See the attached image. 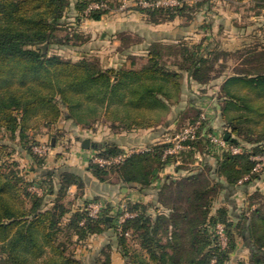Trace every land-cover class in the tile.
I'll return each instance as SVG.
<instances>
[{
  "label": "trees",
  "instance_id": "1",
  "mask_svg": "<svg viewBox=\"0 0 264 264\" xmlns=\"http://www.w3.org/2000/svg\"><path fill=\"white\" fill-rule=\"evenodd\" d=\"M92 1L76 0L75 7L78 11L90 7L88 17L98 20L108 9L91 7ZM72 3L0 0V130L19 145L18 153L24 151L33 158V166L43 168L47 156L33 148L43 143L37 133L44 127L52 128L63 115L75 119L82 110H101L105 120L113 119L110 124L114 129L163 123L171 105L180 102L186 75L203 85L223 80L217 94L222 126L230 135L227 141L245 146V151L217 155L214 168L188 166L187 174L166 177L158 187L156 202L128 201V209L135 214L124 221L120 232L111 206H106L101 217L92 218L87 210L91 199L79 205L68 200L72 184L82 189L85 186L79 174L64 170L56 177L58 182H54L53 173H43L51 177L49 181L30 177L14 152H5L8 146L0 143V264H83L70 245L108 229L116 234L118 249L128 264H225L235 246L233 231L238 228L246 229L251 244L249 260L239 264H264V203L253 207L255 196L263 190L264 169L254 171L256 161L251 158V154H264V68L237 67L226 74L225 65H216L219 52L194 53L163 41L149 45L146 59L138 62V67H134L137 62L133 56H129L131 67L104 68L98 59L88 56L72 60L50 53L49 47L41 45L69 42L58 38L56 32ZM174 9L156 5L141 8L148 21L156 24L166 19L158 14ZM123 39L121 36L122 43ZM166 53L176 55V61L168 64ZM200 113L184 125L196 121ZM207 123L208 117L205 129ZM59 131L52 133L56 140ZM207 142L198 139L197 151L167 158L163 148L168 144L159 143L108 167L88 160V168L100 181L116 178L122 184L145 189L152 186L158 169L176 158L189 162ZM95 150L103 156L124 151L114 143L98 145ZM249 183L257 184L246 195L251 212L235 216L228 206L232 202L222 203L220 197ZM34 185L42 193L35 191ZM51 194L55 196L50 198ZM218 223L227 232L225 247L216 233ZM129 238L137 240L141 251L131 249ZM107 247L109 251H100L105 259L97 256L92 264H112V243Z\"/></svg>",
  "mask_w": 264,
  "mask_h": 264
},
{
  "label": "rangeland",
  "instance_id": "2",
  "mask_svg": "<svg viewBox=\"0 0 264 264\" xmlns=\"http://www.w3.org/2000/svg\"><path fill=\"white\" fill-rule=\"evenodd\" d=\"M72 1V5L66 10L65 17L61 19L62 24L57 28L58 30L56 32L57 37L69 41L68 44L57 45L56 43H52L48 45V43H44L41 46L43 47V45L46 44L45 49L49 47L50 53H58L72 60H78L80 57L88 56L91 59H98L101 63L98 57H95L94 54L89 52V47L93 49L95 46H97L96 48H98V46H100V48L105 46V48L109 47L111 49L114 48V46L112 47L110 46L111 44H106L107 40L101 41L99 36L95 37L94 41L90 40L91 38L88 36L89 33H92V27L89 24L90 18L88 17L90 7L84 11H78L75 7L76 0ZM140 1L141 0H94L91 2V6L103 5L104 8L108 9V12L103 14V16L107 15L111 19H116L119 16L128 17L130 14H132L131 16L144 15V17H147L141 8L150 6H144ZM162 1L163 4H160L159 7L176 8L174 11L167 10L158 14L159 18L165 17L168 19H163L161 22L157 23V25L154 23V28H150L149 26L146 28L140 26V28L139 25H135L136 30L140 28L141 33L145 30L144 35H148L149 37L154 35L155 38L158 37L159 39L165 38V40H162L163 42L169 44L175 43L178 47H187L194 53H199L200 51H205L207 53L212 51L219 52L216 65L222 68L223 65H225L224 73L226 74L232 73L233 69L237 67L251 69L257 67L264 68V0ZM171 14H174V16ZM146 32L149 33L147 34ZM112 34L114 33L112 32ZM118 37L120 38V35L117 36V38ZM122 37H125L122 43V46L125 48L127 46L136 48L144 45V41L141 40L142 37L140 34L132 35L128 32L127 34H122ZM166 52L168 53L169 49H167ZM167 53L164 56L167 63H174L176 61V55H168ZM211 56H213V54ZM214 86L212 85V88ZM180 111V124L177 125L176 131L181 129L183 126L181 123L186 120V117L189 118L194 116L199 109L196 107L184 106ZM112 120H105L101 110L93 111L91 109H86L76 114L75 119L68 118L67 116L64 117L63 115L59 122L64 123L65 132L67 131L70 133L73 131L76 132L79 124L85 128H94L95 124H105V122L110 124ZM51 129L52 128H48L47 130L46 128V130H43L49 132L48 137L43 143H53L52 139L54 138L51 137ZM0 143H3L5 147L8 146L5 152H14V156L20 161V165L23 169L29 167V163H31L33 158L24 151L18 153L17 150L20 148L19 145H17L14 140L6 138L2 130H0ZM62 145L63 147L59 146L57 149V151L61 152H56L55 150V154L51 153L53 151L52 147L46 159L48 160V158H50L49 155H51V159L55 157V155H64V151L69 148H67V142ZM44 181L49 180L44 179ZM261 185L263 190L259 193L260 195L258 194L255 196L253 207H260L261 204L264 203V183L262 182ZM228 192L229 191H227V194ZM232 197L234 199L229 200H234V202L239 200L243 201V193L240 191H234ZM74 198H76V195L68 196L69 201L74 202ZM95 200L96 199L93 198L90 202ZM123 202L128 203L125 200H118L114 203L113 211H111L113 216H116L118 206ZM240 205V207L234 209L230 207V204L228 206L235 216H240L245 213V211L248 213L251 212L250 208H247L244 203H240ZM233 232L235 234V246L230 252V256L225 264H239V262L247 261L250 258L251 244L246 229L238 228L234 229ZM109 243H112V247L110 248L112 264H128L126 258L118 249V238L112 229H108L101 234L91 235L84 241L72 243L70 248L75 252L76 257L79 258L83 264H92L97 256H100L101 259H105V254L100 253V251L104 248L109 251L107 247ZM128 243L132 250L141 251L135 238H129ZM69 251L70 250H68V252Z\"/></svg>",
  "mask_w": 264,
  "mask_h": 264
},
{
  "label": "crops",
  "instance_id": "3",
  "mask_svg": "<svg viewBox=\"0 0 264 264\" xmlns=\"http://www.w3.org/2000/svg\"><path fill=\"white\" fill-rule=\"evenodd\" d=\"M131 15L132 14L128 15V17L119 16L116 19H111L109 16L105 15L98 20H89V24L92 27V33L88 34V36L91 38L90 40L94 41L95 37L99 36L101 41L107 40L106 44H111L110 46L112 47L114 46V48L110 49L109 47L105 48V46L102 48L98 46V48H96L97 46L94 45L95 47L93 49H90L92 47H89L88 49L90 53L94 54L95 57L100 59L101 65L104 68H119L122 66L131 67V59H129V56L134 57L133 59H135L137 62L134 64V67H138V62L146 59L149 45L153 41L165 40V38H155L154 35L150 37L148 35H144L145 30L141 33L140 26L144 28L147 26L154 28V23L149 22L147 17H144V15ZM135 25H139L140 28L136 30ZM111 31L114 34H112ZM128 32L132 35L140 34L142 37L141 40L144 41V45L138 46L136 48H131L130 46H127L126 48L123 47L121 36L122 34H127ZM146 33L148 34L149 32ZM119 35L120 38H117ZM222 82L223 80L219 79L215 82L203 85L194 80H189L186 75L183 81V91L180 102L178 104L171 105L170 110L164 117V122L155 126L132 129H114L112 128L111 124L107 122H105V124H95L94 128H85L79 124L76 132L73 131L69 133L67 131L65 132L64 123L58 122L50 130V133H55L57 129L60 130V136L57 140L53 135H51V137L54 138L52 139L53 151L51 153L53 154L55 150L56 152H61L57 151V149L59 146L63 147L62 144L65 142H67V148L69 149L64 151V155H55V157H52V159L51 155H49L50 158H48V160L46 159L43 168L39 169L36 167V165L33 166L31 162L25 171L29 172L30 177H35L38 180H41L42 178L50 180L51 177L43 175V173H53L55 174L54 182H58V178L56 177L59 176L64 170H70L79 174L84 180V188L82 189L76 184H72L69 187L68 192V195H76V198L73 200L77 205L82 204L86 199H93L97 197L100 201H104L107 205L111 206V211H113L112 209L114 203H116L118 200H125L127 202H156L158 187L164 182L166 177H178L180 175L187 174L189 172L188 166L197 169H203L205 168V165H210L214 168L217 164V155L221 154L212 153L210 151L208 154H205L207 149L205 146L206 148L203 147L200 149L199 152H197V155L189 162L183 161L182 158H176L172 163L170 162L164 167L158 169L156 171L155 177L153 178L152 186L145 189H141L135 184H122L116 178H113L112 181H100L89 170L86 155L95 150L96 146L105 143H114L121 149L131 146L154 145L161 141L167 134L176 132L177 125L180 124V110L181 108H184V106L196 107L200 112L205 111L208 116L206 129L209 130L210 128V131H215L224 137L227 132L224 131L222 126L223 121L220 114V103L217 99V94L220 92ZM212 85L215 86L212 88ZM189 118L186 117L185 122L188 121ZM181 124L184 125V123ZM43 130H46V127L42 128V130L37 133V138L42 142L45 141L49 135L48 131ZM85 138H91L93 144L90 148L83 147L82 142ZM30 169H34L35 171L33 172V170ZM256 185V183L237 185L233 187V190L229 191L228 194L227 192H224L220 197V200L222 203H226L225 201L234 199L232 197L234 191H240L243 193V201L239 200L234 202V200H229L232 202L231 207L233 209L238 208L241 206L240 203H244V205H246L248 208L249 201L247 200L246 195L249 192H252ZM50 196V198H53L55 195L51 194Z\"/></svg>",
  "mask_w": 264,
  "mask_h": 264
},
{
  "label": "built area",
  "instance_id": "4",
  "mask_svg": "<svg viewBox=\"0 0 264 264\" xmlns=\"http://www.w3.org/2000/svg\"><path fill=\"white\" fill-rule=\"evenodd\" d=\"M165 2V1H164ZM141 4L144 6H159L163 4L162 0H141ZM91 6V7H98ZM207 113L202 111L199 118L194 122H187L181 127L180 130L176 132L167 134L161 141L154 145L145 146H131L125 148L124 151L118 155L103 156L98 151L93 150L86 155V160H91L98 163L101 166L108 167L114 164L123 163L128 157L137 153H144L153 149V147L159 143H167L168 145L163 148V157L167 158L170 156H179L185 151L196 150L195 141L201 138L208 140L207 149L212 153L224 154L225 152H230L233 154L243 153L245 151V146L241 144L229 143L221 134L210 131L203 127L204 120L207 119ZM34 150L40 154H48L51 151L52 146L49 143H39L34 145ZM251 158L256 161L254 166V171L259 172L264 169V154H251ZM242 182V181H241ZM38 193H42V189L37 185L32 187ZM107 204L104 201L95 200L88 204L87 210L89 216L92 218L101 217ZM116 218L118 231L123 230L124 221L131 216H134V212L128 209L127 203H120L118 206ZM216 233L220 240V245L225 247L228 241L227 232L225 226L222 223H218L216 226Z\"/></svg>",
  "mask_w": 264,
  "mask_h": 264
},
{
  "label": "water",
  "instance_id": "5",
  "mask_svg": "<svg viewBox=\"0 0 264 264\" xmlns=\"http://www.w3.org/2000/svg\"><path fill=\"white\" fill-rule=\"evenodd\" d=\"M45 46H46V44L45 45H43V48H45ZM229 134L228 133H226L225 135H224V138L227 140V139H229ZM92 140H91V138H85L84 140H83V142H82V145H83V147H85V148H90L91 146H92Z\"/></svg>",
  "mask_w": 264,
  "mask_h": 264
}]
</instances>
